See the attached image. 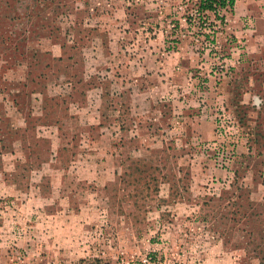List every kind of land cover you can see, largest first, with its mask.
<instances>
[{"label": "rangeland", "instance_id": "rangeland-1", "mask_svg": "<svg viewBox=\"0 0 264 264\" xmlns=\"http://www.w3.org/2000/svg\"><path fill=\"white\" fill-rule=\"evenodd\" d=\"M196 1L0 0V264H264V0Z\"/></svg>", "mask_w": 264, "mask_h": 264}, {"label": "crops", "instance_id": "crops-1", "mask_svg": "<svg viewBox=\"0 0 264 264\" xmlns=\"http://www.w3.org/2000/svg\"><path fill=\"white\" fill-rule=\"evenodd\" d=\"M178 53V52H176ZM188 61V59L186 58V56H184V54H176V56H172L170 59H162V60H154L151 59L149 61L152 62V65L157 66L156 62L158 63V67L157 69H155V67L153 69H149L147 71V76L150 77V80L152 81V83H148L146 90L145 91H141L139 94L135 93L134 95H136V99H134L137 101V105L136 106H140L144 105L145 100L148 98L147 102L152 104V102L155 103V101L157 102L158 100L163 101L165 99L169 100L172 102V107H171V112H170V122H176L177 124H180L181 126H179V128H183L182 123H180L181 121L178 119L183 118L182 114V108L180 105H177V103H180L182 99L189 97V95H184L183 94V98H181L182 95H178L176 94V91L178 90L179 87H182L181 84V77L185 78V72H184V67H186V65L188 63H186ZM162 66L164 68H162ZM173 66V67H171ZM200 74H202L200 72ZM177 78V79H176ZM187 78L189 79V81H191L192 83H190L188 81V85L189 88L192 87V84L196 83L197 79H200V77H190L189 78V73L187 72ZM149 82V81H148ZM194 86V85H193ZM144 93H146V95H144ZM152 96V98L150 99V95ZM199 93L197 92H193L192 94H190L191 96L195 95L198 96ZM141 96H143V99ZM140 97V98H139ZM144 100V101H143ZM184 101V100H183ZM195 102V101H194ZM147 103V104H148ZM151 106V105H150ZM162 116V114L160 113V117ZM159 118V117H158ZM198 126L200 127V130L198 133H196V137H202V138H211L212 134H213V128H212V124L211 121L205 119L203 120L200 124H198ZM173 134H176L177 132L174 131V129L172 130Z\"/></svg>", "mask_w": 264, "mask_h": 264}, {"label": "trees", "instance_id": "trees-1", "mask_svg": "<svg viewBox=\"0 0 264 264\" xmlns=\"http://www.w3.org/2000/svg\"><path fill=\"white\" fill-rule=\"evenodd\" d=\"M235 4L236 0H197L195 3V7L200 16L204 15L208 19L209 14L212 13L223 24L225 23V15L223 14V12H232L234 10ZM212 200L215 199L213 198ZM223 200L224 198L222 197L218 198L220 206H222L221 201Z\"/></svg>", "mask_w": 264, "mask_h": 264}, {"label": "built area", "instance_id": "built-area-1", "mask_svg": "<svg viewBox=\"0 0 264 264\" xmlns=\"http://www.w3.org/2000/svg\"><path fill=\"white\" fill-rule=\"evenodd\" d=\"M133 264H160V261L152 256H146L140 261V263L134 262Z\"/></svg>", "mask_w": 264, "mask_h": 264}]
</instances>
